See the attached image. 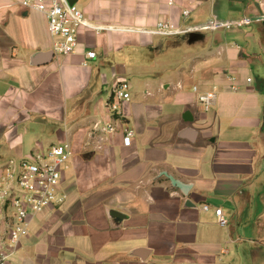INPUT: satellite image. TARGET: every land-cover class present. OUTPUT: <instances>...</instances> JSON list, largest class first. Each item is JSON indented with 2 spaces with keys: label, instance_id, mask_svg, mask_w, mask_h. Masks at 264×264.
<instances>
[{
  "label": "crops",
  "instance_id": "crops-1",
  "mask_svg": "<svg viewBox=\"0 0 264 264\" xmlns=\"http://www.w3.org/2000/svg\"><path fill=\"white\" fill-rule=\"evenodd\" d=\"M21 1L0 0V167L65 143L73 156L64 204L31 221L14 264H264V23L149 33L259 16L264 0H78L92 25L123 31L82 30L69 57ZM120 82L131 100L112 113ZM194 87L216 89L210 112Z\"/></svg>",
  "mask_w": 264,
  "mask_h": 264
},
{
  "label": "built area",
  "instance_id": "built-area-1",
  "mask_svg": "<svg viewBox=\"0 0 264 264\" xmlns=\"http://www.w3.org/2000/svg\"><path fill=\"white\" fill-rule=\"evenodd\" d=\"M172 2V1H170ZM22 8L28 11L39 12L47 19L50 36L54 39L53 53L56 56L69 57L78 52L80 34L82 30L92 31L99 35L104 32L123 31L116 27H101L92 25L77 3L72 5L71 0H22ZM189 12H184L187 17ZM264 23V14L255 17H243L233 21L212 20L197 27L177 28L170 23H160L149 33L171 37L195 33L228 31L244 29L254 24ZM87 60H94V52L86 53ZM231 81L234 78L229 77ZM252 80L248 79V83ZM238 89L233 85L231 92ZM193 92L205 112H210L217 100L216 89L200 92L197 87ZM131 100L130 87L126 82H120L113 90L106 107L112 113H118L123 102ZM95 131L100 134L98 150L102 151L103 142L116 133V126L107 124L96 126ZM134 137L133 131L124 134V146H131ZM73 156V148L65 143L51 147L46 152L36 151L19 160H10L0 167V264H14L21 242L29 236L31 221L43 214L47 209L64 204L65 197L59 193L63 173ZM208 211L209 206H204ZM218 224L226 227L228 221L222 209L216 210Z\"/></svg>",
  "mask_w": 264,
  "mask_h": 264
},
{
  "label": "water",
  "instance_id": "water-1",
  "mask_svg": "<svg viewBox=\"0 0 264 264\" xmlns=\"http://www.w3.org/2000/svg\"><path fill=\"white\" fill-rule=\"evenodd\" d=\"M77 2H78V0H71V4H72V5L76 4ZM51 55H52V56L54 55L53 51H52V54H51ZM49 56H50L49 54L46 55V57H48V58H49ZM171 180H172L174 186L180 188V189L183 190L184 192H187V188H186V186H183L181 183H179V182H177V181H175V180H173V179H171ZM112 217H113V218L120 217V214L117 213V212H112Z\"/></svg>",
  "mask_w": 264,
  "mask_h": 264
},
{
  "label": "rangeland",
  "instance_id": "rangeland-1",
  "mask_svg": "<svg viewBox=\"0 0 264 264\" xmlns=\"http://www.w3.org/2000/svg\"><path fill=\"white\" fill-rule=\"evenodd\" d=\"M34 152H36V150H30L29 153L26 154V156H29L30 154H32V153H34ZM26 156H24V157H26ZM22 158H23V157H22ZM17 159H18V158H17Z\"/></svg>",
  "mask_w": 264,
  "mask_h": 264
}]
</instances>
